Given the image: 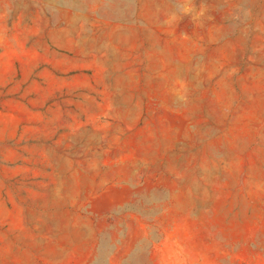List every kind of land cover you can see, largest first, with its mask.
Segmentation results:
<instances>
[{
    "label": "rangeland",
    "instance_id": "374dc122",
    "mask_svg": "<svg viewBox=\"0 0 264 264\" xmlns=\"http://www.w3.org/2000/svg\"><path fill=\"white\" fill-rule=\"evenodd\" d=\"M0 264H264V0H0Z\"/></svg>",
    "mask_w": 264,
    "mask_h": 264
}]
</instances>
